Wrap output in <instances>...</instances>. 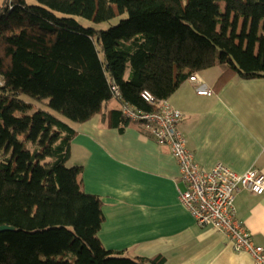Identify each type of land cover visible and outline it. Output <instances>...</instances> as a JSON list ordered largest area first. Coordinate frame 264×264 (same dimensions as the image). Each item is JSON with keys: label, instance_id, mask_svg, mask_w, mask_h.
Instances as JSON below:
<instances>
[{"label": "trees", "instance_id": "16d2710c", "mask_svg": "<svg viewBox=\"0 0 264 264\" xmlns=\"http://www.w3.org/2000/svg\"><path fill=\"white\" fill-rule=\"evenodd\" d=\"M35 1L0 0V228H15L0 230V264H165L103 247L102 201L68 166L73 125L113 100L155 111L145 91L168 101L217 66L219 86L264 77V0ZM76 17L120 21L97 30ZM22 96L51 111L32 113ZM109 114L131 123L121 109Z\"/></svg>", "mask_w": 264, "mask_h": 264}, {"label": "crops", "instance_id": "0c3cea01", "mask_svg": "<svg viewBox=\"0 0 264 264\" xmlns=\"http://www.w3.org/2000/svg\"><path fill=\"white\" fill-rule=\"evenodd\" d=\"M221 66L196 74L168 100L183 115L180 129L196 161L211 169L221 162L242 174H264V77H233L219 86ZM213 90L200 96L199 88ZM111 101L104 114L73 125L71 167H81L84 190L102 201L103 247L132 259L164 257L165 264H254L232 241L201 226L181 204L180 170L169 147L160 146L141 124L112 125ZM236 214L264 247V195L244 190Z\"/></svg>", "mask_w": 264, "mask_h": 264}, {"label": "built area", "instance_id": "2783aa9c", "mask_svg": "<svg viewBox=\"0 0 264 264\" xmlns=\"http://www.w3.org/2000/svg\"><path fill=\"white\" fill-rule=\"evenodd\" d=\"M190 80L197 81L196 75ZM197 93L212 96L213 90L202 87ZM142 98L156 110L145 112L126 104L121 105V110L131 123L141 124L158 145L170 148L179 166L180 181L186 186L184 191H179L181 204L199 225L211 227L228 237L235 250L247 253L254 264H264V247L255 242L253 235L238 220L235 204L237 195L244 190L256 196L264 195V174L257 170L239 174L221 162L211 169H204L196 161L180 129L182 113L169 101H157L148 91Z\"/></svg>", "mask_w": 264, "mask_h": 264}, {"label": "rangeland", "instance_id": "374dc122", "mask_svg": "<svg viewBox=\"0 0 264 264\" xmlns=\"http://www.w3.org/2000/svg\"><path fill=\"white\" fill-rule=\"evenodd\" d=\"M28 1H29L30 3H32V4L36 3L35 0H28ZM221 6H222V10L225 11V4L222 3ZM76 19H77L78 22H79L81 25H83L84 27H86V28H94V29H97V30H107V29L110 28L111 26L117 25V24L119 23V21H120V19L117 18V19L113 20L111 23H101V24H96V23H94V22H92V21H90V20L84 19V18H82V17H76ZM22 100H24L25 102H27V103H29V104H31V105L33 106V111H32V113L37 112V111L40 110V109H42V110H46V111H51V110L46 106V104H44V103H40V102H38V101H36V100H33V99H31L30 97H28V96H22ZM58 117H59L60 119H62L63 121L70 123L68 120H66L65 118L61 117L60 115H58ZM68 166L71 167V166H70V163H68Z\"/></svg>", "mask_w": 264, "mask_h": 264}, {"label": "water", "instance_id": "95a60500", "mask_svg": "<svg viewBox=\"0 0 264 264\" xmlns=\"http://www.w3.org/2000/svg\"><path fill=\"white\" fill-rule=\"evenodd\" d=\"M0 230H1L2 232H8V231H14L15 228H14V227H11V226H2V227L0 228Z\"/></svg>", "mask_w": 264, "mask_h": 264}]
</instances>
